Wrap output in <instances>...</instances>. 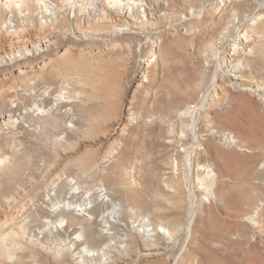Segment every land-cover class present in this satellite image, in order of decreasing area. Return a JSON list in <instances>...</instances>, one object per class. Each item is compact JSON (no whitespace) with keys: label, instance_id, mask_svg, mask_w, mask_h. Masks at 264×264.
<instances>
[{"label":"rangeland","instance_id":"374dc122","mask_svg":"<svg viewBox=\"0 0 264 264\" xmlns=\"http://www.w3.org/2000/svg\"><path fill=\"white\" fill-rule=\"evenodd\" d=\"M120 1L30 0L24 13L3 18L0 11V264H50L46 252L57 259L77 253L43 229L44 200L59 189L48 174L68 146L79 147L77 157H97L114 141L116 157L87 177L102 173L101 183H85L106 187L137 230L144 221L174 230L172 239L146 240L161 248L137 264H264V217H246L257 190L264 192V87L231 86L214 55L228 35L225 69L244 64L241 75L264 84V36L238 40V52L229 41L255 0ZM185 71L197 75L195 87H181ZM206 94L195 138L191 118L179 114L200 107ZM74 164L62 174L76 175ZM117 247L110 255L117 264L139 254Z\"/></svg>","mask_w":264,"mask_h":264},{"label":"bare ground","instance_id":"6f19581e","mask_svg":"<svg viewBox=\"0 0 264 264\" xmlns=\"http://www.w3.org/2000/svg\"><path fill=\"white\" fill-rule=\"evenodd\" d=\"M29 1L30 0H0V11L3 12V18L6 17V14L9 15V14L15 13L14 11H17V10L22 11V13H24ZM116 2L121 3L120 0H116ZM255 2H256V5L254 6L255 8L253 7V10L249 12V14L246 15L242 19L240 25L237 26L233 24L234 29L232 30L234 34L231 32L232 37L233 35L237 37L229 41L234 43L235 47L233 48H236L237 51L234 50L236 52L239 51L236 46V44L239 43L238 40L247 41L248 39H251V34L252 35L261 34L259 36L261 38L262 36H264V12L261 10V6L264 4V0H255ZM234 4H235L234 5L235 7L245 10L244 8L247 7L249 3L243 2V3L236 4L235 2ZM209 6L210 5L208 3V7ZM248 7H251V6L249 5ZM248 7L246 9H248ZM7 11L9 13H7ZM198 12L199 10L197 11L196 9H193L192 11H190V14L193 16ZM232 19L230 18V20ZM233 22L234 20L232 22H229L228 24H232ZM230 27H232V25L231 26L229 25L227 29L229 30ZM227 36L228 35L223 36V37L221 36L223 38L222 41H217L219 43L217 44L216 47L214 46L215 47L214 55L217 58L216 70L222 71V73H223V70H225L224 72L227 75L228 83L231 86L237 87L241 89L242 91L261 92L263 90L264 84H262L261 82H258L257 80H253L251 78H245V76L241 75L240 67L243 66L244 64L240 65V63H237L234 66L230 67L229 69H225L226 67L225 62H227V59L225 56H223L224 54H226L223 48L224 47L223 40H224V43L227 44V41L225 40V38L226 39L228 38ZM18 38L20 40V37ZM242 59H240L239 61H241ZM245 64L249 65L248 63H245ZM215 75L217 76L216 72H215ZM215 75H214L213 81L210 86V88L212 89L213 88L215 89L217 87L216 83H217L218 77H216ZM196 76L197 75H193L188 72L186 73L185 71V75L181 82V87L184 86L186 89L188 87L190 88L195 87L196 86L195 83L197 79ZM175 92H176L175 94H179L180 92L179 87L178 88L176 87ZM208 95L209 94L205 95V97L202 100V105L200 107L192 106L186 109L184 112L179 114V115H186L187 117L191 118L192 133L195 138L201 137L196 134L197 121H198L200 112L203 110L206 104ZM12 112L13 110L11 111V113ZM8 117H11V115ZM71 141L70 142L67 141L66 143L67 146L68 144L69 145L71 144ZM237 141H238L237 137L233 135L232 138H229V141H227L226 144L233 145V144H236ZM67 146L65 145V147ZM68 147L66 150H62L60 153H58L59 160H57L54 163H52L53 160L50 162L53 165L51 166V169L48 174L49 182L51 181V184H52V181H55L56 185L58 183L59 189L57 188L56 190L55 188L52 187V189L49 191L48 196L44 200V206L42 208V211H43L42 219L44 220L42 221V225L44 227L43 228L44 231L56 232L57 235L61 239L67 242V244L71 243L72 249L76 246L75 250H77V253L73 255H71L70 253L69 257L67 256L68 259H66L67 257L65 258V256H62L60 259L63 258L64 261L61 263L62 260H60L59 257L57 259L56 258L57 256L51 255L50 253L46 252L44 254H46L47 256L46 258L50 264H82L85 261H94V260L102 261L104 259H107L106 260L107 264H117L116 261L110 260L112 249L117 246L119 248H122V247L124 248L126 245L128 246V248L129 247L135 248L137 250L136 252H138L139 254H135L132 257L126 258L125 260L123 259L124 261L119 260L118 262L119 263L121 262L123 264H129V263L137 264L140 257L150 255L153 249L157 250L161 248V247L158 248L156 245H155L156 246L155 248H150L146 244V240H153L156 237L158 239L166 238L168 240L174 237V232H173L174 230L165 224H161V225L152 224L153 227H151L148 222L144 221L141 225V230L139 229L137 230L136 229L137 227L134 224H130V225L126 224L123 220L125 218L123 216L121 204L117 203L110 196L109 190L106 187H104L102 184L100 187L96 185L98 188H96L95 185L94 186L92 185L93 187H90L86 184V183H89L90 180H93V183L94 182L97 183V181L101 183V180L103 179V176H104V174L102 173L101 174H99L98 172L97 174L92 173V175L93 174L94 175L92 176V178L90 177L91 179L89 178L90 180L87 177L89 176V174H91L90 172L93 171L94 168H96L98 165L102 163H107V161H110L116 157L117 143L115 141L111 145H109L107 148H104L101 151H99L100 155L97 157H93V155L90 157H86V156L77 157L79 147L75 144L74 145L72 144ZM2 161L3 160L0 157V163ZM71 162L72 163L74 162L75 164H77L76 165L78 166L77 168L78 172H76L77 174L76 175H74L73 173L69 174L68 172H67V175H64L66 173L62 174L63 168L68 166V164L71 165ZM190 162L191 161L189 162L187 161L188 165H190ZM204 171L207 172L209 176L214 177V173H212V170L210 169V167H205ZM86 178L89 182L85 181ZM215 182L216 181L212 180V183L210 185L211 187L208 188L209 189L208 190L209 200L211 198H214V192H212V189L214 188ZM215 188H216L215 190H217V187ZM257 192L259 196L256 195L252 198L254 200L253 202L256 203V206H255L256 210L254 212L248 213L246 215L247 219L252 220V219H256L257 217L259 218L264 217V192L260 190H257ZM195 199L196 198L194 194L191 193V204L189 207L190 209L187 211L188 212V217H187L188 223L186 225L187 227L184 230V233L186 234L187 233L189 234V232L191 231L190 229H191V225L194 219L193 208H194V204L196 201ZM136 230L139 232L137 233L139 235V236L137 235V237H135L134 235V233L137 232ZM181 231H182V228H181ZM129 249L131 250V248ZM71 250H69V252H74ZM76 258L79 259L78 262H76Z\"/></svg>","mask_w":264,"mask_h":264},{"label":"built area","instance_id":"2783aa9c","mask_svg":"<svg viewBox=\"0 0 264 264\" xmlns=\"http://www.w3.org/2000/svg\"><path fill=\"white\" fill-rule=\"evenodd\" d=\"M233 135H232V133H228V132H226V133H222V132L216 133V136L219 137L220 139H222L225 142L229 141V138H232Z\"/></svg>","mask_w":264,"mask_h":264}]
</instances>
